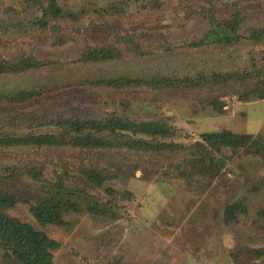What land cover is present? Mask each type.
Instances as JSON below:
<instances>
[{
    "label": "rangeland",
    "instance_id": "374dc122",
    "mask_svg": "<svg viewBox=\"0 0 264 264\" xmlns=\"http://www.w3.org/2000/svg\"><path fill=\"white\" fill-rule=\"evenodd\" d=\"M204 13H238L240 41L193 46L210 29ZM262 29L264 0H0V64L16 68L0 73V95L29 94L0 104L5 214L57 244L54 264H264V36L251 37ZM227 72L242 79L213 78ZM110 114L170 136L107 131L121 149L91 152L27 143ZM220 132L253 140L199 147ZM54 200L60 222H37L30 210ZM10 259L0 246V264Z\"/></svg>",
    "mask_w": 264,
    "mask_h": 264
},
{
    "label": "trees",
    "instance_id": "16d2710c",
    "mask_svg": "<svg viewBox=\"0 0 264 264\" xmlns=\"http://www.w3.org/2000/svg\"><path fill=\"white\" fill-rule=\"evenodd\" d=\"M234 22L227 23L221 22L214 19L211 14L204 13V16L209 20L210 29L206 32L203 37L194 42L193 46H205L209 44L219 45V46H231L240 41V22L241 18L238 13H236ZM239 16V18H238ZM264 36V30H258L257 33L251 37L260 38ZM92 55L99 59V61H104L107 59H114V57L109 54L106 50L102 49L92 50ZM119 57V56H118ZM31 65L21 68V70H26ZM15 67V66H14ZM5 66L0 64V73L15 72L16 68ZM242 74V73H241ZM213 78L217 81L223 80L226 82L240 81L239 72L234 73H217L213 75ZM128 80V79H126ZM133 81V80H129ZM141 85H150L153 81L141 80ZM29 94L26 91H18L14 94L0 95V104H9L13 101H20L22 97H27ZM21 97V98H20ZM30 120V119H28ZM33 122L36 118H31ZM54 127L61 129L62 133L56 135V133H51L44 136H34L27 140V143L39 148H74L86 147L88 152H91L94 148L103 150H119L116 143L112 141L105 140L102 136L104 132H109L113 134L115 138H124L120 132H129L133 135L138 133H147L151 135H162L164 137L170 136V129L164 125L158 123H147V124H136L126 120L124 118H119L114 114H110L101 118L96 122H81L76 119H67L63 121H58L54 123ZM72 129L73 132L78 133L76 136H72L68 133V130ZM202 142L204 144H199V147L207 149V147L216 148L217 146H229V147H246L248 146L253 137L251 135H237L230 132H220V133H204L201 135ZM127 150H137V146L142 140L134 138V136L128 137ZM151 147L158 148V145L151 144ZM171 147L170 149H172ZM201 160V158H200ZM207 174H213L215 171L212 164L207 163L205 168ZM220 169L217 167L216 171ZM89 182L99 183L104 180V176H101L97 172L90 171L86 175ZM13 203L11 200L0 195V246L8 253L11 257V264H54L53 258L49 253V250L57 247V244L49 240L44 233L35 230L31 225L27 223H22L17 219L11 218L5 214L7 210ZM59 201H52L47 204L41 202L37 207L32 208L30 213L33 218L41 224H56L60 222V206ZM233 213L229 212L228 216H232Z\"/></svg>",
    "mask_w": 264,
    "mask_h": 264
}]
</instances>
